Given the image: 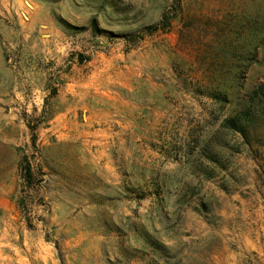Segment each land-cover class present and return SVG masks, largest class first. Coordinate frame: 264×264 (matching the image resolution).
Returning a JSON list of instances; mask_svg holds the SVG:
<instances>
[{
  "label": "rangeland",
  "instance_id": "obj_1",
  "mask_svg": "<svg viewBox=\"0 0 264 264\" xmlns=\"http://www.w3.org/2000/svg\"><path fill=\"white\" fill-rule=\"evenodd\" d=\"M261 84L264 0H0V264H264Z\"/></svg>",
  "mask_w": 264,
  "mask_h": 264
},
{
  "label": "trees",
  "instance_id": "obj_2",
  "mask_svg": "<svg viewBox=\"0 0 264 264\" xmlns=\"http://www.w3.org/2000/svg\"><path fill=\"white\" fill-rule=\"evenodd\" d=\"M148 33L156 27L146 29ZM227 129L240 136L246 146L264 150V84L257 86L243 101L241 109L225 122ZM29 172V170H27Z\"/></svg>",
  "mask_w": 264,
  "mask_h": 264
}]
</instances>
